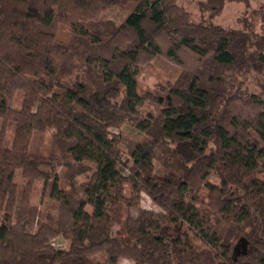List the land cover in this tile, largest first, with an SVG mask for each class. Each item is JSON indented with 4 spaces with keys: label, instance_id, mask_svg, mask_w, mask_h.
I'll return each mask as SVG.
<instances>
[{
    "label": "trees",
    "instance_id": "trees-1",
    "mask_svg": "<svg viewBox=\"0 0 264 264\" xmlns=\"http://www.w3.org/2000/svg\"><path fill=\"white\" fill-rule=\"evenodd\" d=\"M178 1L0 0V264H264V4L202 2L209 20L244 3L234 28L194 20ZM129 4L122 23L102 18ZM158 56L181 72L142 117L153 94L137 78ZM127 122L147 138L130 174L116 133ZM47 131L44 155L35 143ZM38 183L57 217L32 204ZM122 204L138 215L116 233Z\"/></svg>",
    "mask_w": 264,
    "mask_h": 264
},
{
    "label": "rangeland",
    "instance_id": "rangeland-1",
    "mask_svg": "<svg viewBox=\"0 0 264 264\" xmlns=\"http://www.w3.org/2000/svg\"><path fill=\"white\" fill-rule=\"evenodd\" d=\"M204 0H179L178 3L182 5L188 12L193 16L194 20L197 21H207L208 23L219 24L225 27H240L238 23V18L247 10V6L244 3H229L226 5L220 16H217L213 20L208 19V13L201 10V4ZM252 8H257L261 4H264V0H247ZM136 4H129L124 9L118 7L107 10L102 14V18L112 20L117 24L122 23L127 16L135 11ZM59 36L63 41H67L70 36V31L64 24L59 25ZM181 72V68L163 57H156L153 60L146 62L140 68V73L137 78L136 90L139 94L150 95V100H148L141 109V116L144 117L147 113L157 114L159 112V106L155 104L156 95L165 96L166 90L168 89V83H173ZM251 90H256L254 79H250L248 82ZM126 92L123 88L122 95ZM15 106L20 107V100L17 98ZM116 133L121 136L120 148L122 151L121 167L125 169L126 174H130L128 168H124L125 163L131 165L132 153L141 142L147 140L146 135L138 130L133 123H125ZM52 131H47L38 138L35 143V150L47 155L50 147ZM94 166V165H93ZM95 167V166H94ZM154 167L157 173L164 174V168L158 163H154ZM59 175L62 177L64 170L59 169ZM18 181L20 182V191L24 188V181L20 176L17 175ZM213 181L216 180L215 176L211 177ZM85 181V178H80V181ZM66 191H68L67 185L62 183ZM42 185L36 184L35 190L32 194V204L38 206L40 210L47 213L49 212L53 216L58 215V205L55 201L51 200L49 197L42 195ZM126 195L131 197L130 186H127ZM141 205L146 209L158 210L155 203L145 194H141ZM125 208L127 210H125ZM114 226L113 229L117 233L124 232V224L128 217H137L138 208L137 207H127L125 204L112 210ZM1 218V215H0ZM55 245L61 248H68V241L62 237H58L54 241ZM95 257L98 260H103L105 258L104 254H97ZM120 264H135L133 261L124 258L120 260Z\"/></svg>",
    "mask_w": 264,
    "mask_h": 264
},
{
    "label": "water",
    "instance_id": "water-1",
    "mask_svg": "<svg viewBox=\"0 0 264 264\" xmlns=\"http://www.w3.org/2000/svg\"><path fill=\"white\" fill-rule=\"evenodd\" d=\"M247 246L248 243L246 239L242 238L234 249L235 258L239 257L241 254H245L247 252Z\"/></svg>",
    "mask_w": 264,
    "mask_h": 264
}]
</instances>
